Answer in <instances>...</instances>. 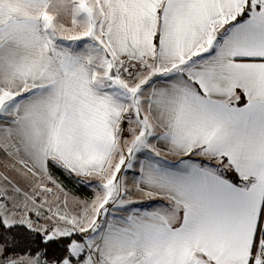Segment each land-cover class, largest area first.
Returning a JSON list of instances; mask_svg holds the SVG:
<instances>
[{"label":"snow or ice","instance_id":"snow-or-ice-1","mask_svg":"<svg viewBox=\"0 0 264 264\" xmlns=\"http://www.w3.org/2000/svg\"><path fill=\"white\" fill-rule=\"evenodd\" d=\"M0 264H264V0H0Z\"/></svg>","mask_w":264,"mask_h":264},{"label":"trees","instance_id":"trees-1","mask_svg":"<svg viewBox=\"0 0 264 264\" xmlns=\"http://www.w3.org/2000/svg\"><path fill=\"white\" fill-rule=\"evenodd\" d=\"M60 179L62 180V182L65 184L67 190L72 195L79 196L81 198H85V197L91 195V193L87 189L80 187L79 185H77L75 183V181H72L70 179H65L63 176H60Z\"/></svg>","mask_w":264,"mask_h":264}]
</instances>
